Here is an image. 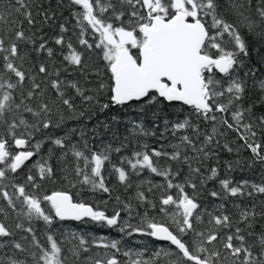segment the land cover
Here are the masks:
<instances>
[{"label":"snow or ice","instance_id":"obj_1","mask_svg":"<svg viewBox=\"0 0 264 264\" xmlns=\"http://www.w3.org/2000/svg\"><path fill=\"white\" fill-rule=\"evenodd\" d=\"M0 264H264V0H0Z\"/></svg>","mask_w":264,"mask_h":264},{"label":"trees","instance_id":"obj_2","mask_svg":"<svg viewBox=\"0 0 264 264\" xmlns=\"http://www.w3.org/2000/svg\"><path fill=\"white\" fill-rule=\"evenodd\" d=\"M64 15L67 16L68 13L65 11ZM51 35V33H49ZM133 109H125L123 116H122V123L118 125H113L111 130H105L103 127H99L100 124H102L105 121L111 120V114H97L92 113L91 119L89 120L86 116L82 121H80V124L87 125V130L91 132L94 128L97 129V135L92 138H89V143L94 144L96 146H100L101 144H112L113 147H119L120 142L124 140L125 137H129L130 143H127L126 147L122 150V153H114V157L119 156L121 154L127 155L133 148L136 147L135 140L131 138V128L132 124L130 121L136 120L137 117L133 115ZM140 120L143 121L146 127L151 128V116L150 114L148 116H141L139 117ZM70 126H75L77 122L70 121ZM143 142H146L149 144V146L155 147L157 146L155 138L152 137H145L143 139ZM241 155L243 157L247 156L246 152H242ZM222 159L224 161L231 160L235 157V153H227V152H221ZM225 170L222 169V174ZM232 175L235 176L236 179L248 178L252 180H259V170L257 169L256 172H253L252 170H244L243 172L237 171L235 173H232ZM113 182H115L114 177L112 178ZM65 229H71V230H77L82 229L84 232H91L95 235H107L109 238L114 239H120V234H118L113 229H107L106 227L100 226V225H92V224H85V225H78L77 222H67L65 225H63ZM124 244L125 247H130L134 250H144L145 246H147V251L145 252L146 256H149L152 254L153 251L158 250L159 248H166V244H154V242H150L146 238L141 237H133V238H124Z\"/></svg>","mask_w":264,"mask_h":264}]
</instances>
